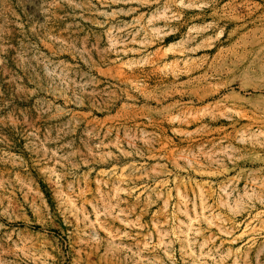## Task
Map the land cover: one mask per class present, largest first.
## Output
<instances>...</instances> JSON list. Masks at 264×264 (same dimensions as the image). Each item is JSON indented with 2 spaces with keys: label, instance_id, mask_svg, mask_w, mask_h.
<instances>
[{
  "label": "rangeland",
  "instance_id": "374dc122",
  "mask_svg": "<svg viewBox=\"0 0 264 264\" xmlns=\"http://www.w3.org/2000/svg\"><path fill=\"white\" fill-rule=\"evenodd\" d=\"M0 264H264V0H0Z\"/></svg>",
  "mask_w": 264,
  "mask_h": 264
}]
</instances>
